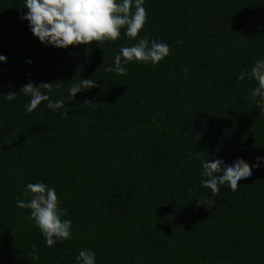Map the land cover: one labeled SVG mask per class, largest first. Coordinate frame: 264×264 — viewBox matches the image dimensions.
Returning <instances> with one entry per match:
<instances>
[{
  "label": "trees",
  "instance_id": "obj_1",
  "mask_svg": "<svg viewBox=\"0 0 264 264\" xmlns=\"http://www.w3.org/2000/svg\"><path fill=\"white\" fill-rule=\"evenodd\" d=\"M136 38L59 49L34 37L22 0H0V264H264V164L201 186V160L252 165L264 156V111L238 80L264 53V0H145ZM168 44L155 66L108 69L141 37ZM30 60L31 63H25ZM96 86L67 97L73 80ZM49 83L54 114L28 113L21 88ZM60 87H57L56 84ZM17 96L9 101L4 95ZM66 112L61 116L60 113ZM55 187L71 239L48 247L16 200L28 183Z\"/></svg>",
  "mask_w": 264,
  "mask_h": 264
},
{
  "label": "clouds",
  "instance_id": "obj_2",
  "mask_svg": "<svg viewBox=\"0 0 264 264\" xmlns=\"http://www.w3.org/2000/svg\"><path fill=\"white\" fill-rule=\"evenodd\" d=\"M145 0H22L27 12L21 17L28 22L33 36L38 38L41 44L59 49L69 46L88 45L93 41H115L121 35L136 38L146 23L147 13L144 8ZM170 54L167 43L158 39L141 37L131 46H122L114 56V67L109 71H115L119 75H127V65L131 61L152 65L158 64ZM6 62V57L0 55V63ZM25 63H31L26 60ZM254 79L250 86L253 97H259L257 108L264 111V53L257 55L248 70H241L238 80L245 77ZM52 85L42 83L34 85L29 81L24 85L20 94L29 97L25 104L28 113L33 112L42 102H47L46 107L54 114L57 110L66 107V99L53 100L49 96ZM57 87L60 85L57 83ZM96 86L92 79L73 80L69 83L67 97L72 101L81 89H91ZM9 101L17 95L9 93L4 95ZM66 112L60 113L61 116ZM255 163L249 165L240 154H237L230 163L222 159L211 161L201 160V175L206 179L201 180V186L210 189L213 196L219 191V185L227 184L232 190L238 188L237 181L251 176L252 169L264 164V156H257ZM22 196L29 197L27 201L17 199L16 206L20 209L30 210L29 218L33 219L40 229L48 247L53 246L59 240L71 239L72 222L63 219L64 209L59 207L55 187H49L46 183H28L24 186ZM76 264H97L96 253L90 249H81L75 257Z\"/></svg>",
  "mask_w": 264,
  "mask_h": 264
}]
</instances>
